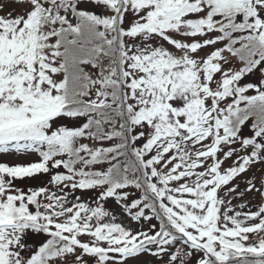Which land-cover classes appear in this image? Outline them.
I'll return each mask as SVG.
<instances>
[{
    "label": "snow or ice",
    "instance_id": "6c2138e0",
    "mask_svg": "<svg viewBox=\"0 0 264 264\" xmlns=\"http://www.w3.org/2000/svg\"><path fill=\"white\" fill-rule=\"evenodd\" d=\"M25 154L0 264H264V0H0Z\"/></svg>",
    "mask_w": 264,
    "mask_h": 264
},
{
    "label": "rangeland",
    "instance_id": "374dc122",
    "mask_svg": "<svg viewBox=\"0 0 264 264\" xmlns=\"http://www.w3.org/2000/svg\"><path fill=\"white\" fill-rule=\"evenodd\" d=\"M35 159H37L36 156H34V155L28 156L27 154H25L23 157H17L15 155H13V156H0V160H7L9 163H12V164L27 163V162H29V160H35ZM44 179H46V178L42 177L39 180L28 181V183L32 184V185H40ZM253 210H255V209H253Z\"/></svg>",
    "mask_w": 264,
    "mask_h": 264
}]
</instances>
